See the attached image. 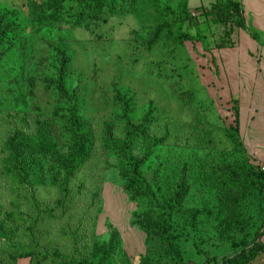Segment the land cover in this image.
I'll return each instance as SVG.
<instances>
[{
  "label": "rangeland",
  "instance_id": "obj_1",
  "mask_svg": "<svg viewBox=\"0 0 264 264\" xmlns=\"http://www.w3.org/2000/svg\"><path fill=\"white\" fill-rule=\"evenodd\" d=\"M30 1L45 0H0V12L21 14L33 41L24 61L0 49V263L32 252L40 264H103V253L93 251L106 244L107 264H141L142 257L146 264H204L250 242L263 224L264 196L254 193L231 208L224 198L230 187L243 190L230 182L232 174L248 167L264 171L255 153L264 132L251 138L250 114L234 131L240 101L229 66L239 52L230 46L233 34L225 35L229 27L200 11L215 0H160L161 11L148 10L151 20L121 13L90 28L63 25L51 43L29 15ZM159 14L168 27L156 35ZM184 34L191 40L181 41ZM57 49L70 59L68 97L54 85L62 76ZM10 70L16 74L11 83L5 80ZM72 99L94 146L68 193L59 192L50 153H33L40 173L33 171L25 185L15 183L5 172L9 142L34 135L46 121L64 154L67 122L59 113L69 110ZM128 121L131 132L150 123L146 136L130 135V152L147 155L142 172L154 189L160 184L157 196L176 191L183 179L188 186L182 210L171 215L172 229L162 233L141 226L145 213L156 218L162 210L128 191L119 155L105 148L109 130L117 139L127 136ZM250 264H264V254Z\"/></svg>",
  "mask_w": 264,
  "mask_h": 264
},
{
  "label": "trees",
  "instance_id": "obj_2",
  "mask_svg": "<svg viewBox=\"0 0 264 264\" xmlns=\"http://www.w3.org/2000/svg\"><path fill=\"white\" fill-rule=\"evenodd\" d=\"M29 15L36 22L37 27L41 28L44 42L51 43V37L56 29L63 25H71L73 27L85 26L90 28L98 22H105L109 17L116 14L132 13L138 20L144 17L149 20L153 19L148 14V10L153 7L161 11L160 0H45L41 2H29ZM187 4H184V9ZM183 9V11H184ZM199 10V9H197ZM201 13L206 17H212L214 23L224 24L228 28L226 36L231 38L235 27L248 30L246 19L244 17L241 2L239 0H215L209 7H200ZM160 16L154 17L158 21V26L155 30L156 35L166 32L168 24L167 20ZM151 20V19H150ZM26 21L21 14L16 10H4L0 12V49L12 51L19 55L21 59L27 60L31 56V47L33 41L26 37ZM172 34L168 30L165 35L167 39ZM251 37L257 39L256 34L251 33ZM181 41L191 40L188 34H184L180 38ZM230 46H234L232 39L229 40ZM61 59V79L56 81L57 94L60 97L67 96L68 91L65 89V75L68 73L70 59L64 52L57 49ZM5 78L7 82H13L11 77H15V72L10 70ZM33 83V82H32ZM32 97L33 91H30ZM73 102V99L71 103ZM59 113V112H58ZM1 114V110H0ZM67 122V148L64 154L57 151V144L51 133L49 122H41L34 135L20 134L9 142L7 145L8 156L6 158L5 172L13 181L25 185L28 177L33 171L40 173L41 168L37 166L33 153L38 152L42 155L50 153L55 170V179L59 182V192L61 195H66L69 191V181L76 177L81 168L85 166L91 159L94 139L89 130L79 121V105L78 101H74L69 106L67 112L59 113ZM150 124V123H149ZM148 124V126H149ZM240 124V114L238 109H235V126L234 131L237 133ZM129 121L126 122L125 129L126 137L117 139L109 130L105 138V148L119 155L121 161V174L125 180L128 191L136 198L147 199L152 206L159 207L162 212L154 218L150 212L145 213L144 220L141 226L148 231L162 233L172 229L171 215L173 212L182 210L184 200L187 195V183L185 179L178 181L176 191L170 192L168 195L157 196V191L161 189L158 184L157 189H154L152 184L144 177L142 167L147 160V155L143 157H134L131 152L130 135L146 136L147 127L136 126L134 131L129 130ZM234 138V134H230ZM237 138L235 137V140ZM238 140V139H237ZM20 147L22 150H19ZM21 151V153H19ZM26 151H30L28 155H24ZM23 156L20 159V156ZM230 182H239L242 185V191H234L233 187L229 188V194L224 198L229 208L239 202L241 198L252 196L256 193L259 197L264 196V171L258 167H248L246 171L231 175ZM56 184V183H55ZM37 185H41L37 183ZM253 188V189H252ZM59 202L62 201L60 198ZM221 202L222 199H220ZM264 213V210H263ZM263 219V218H262ZM261 228L255 233L250 242L243 243L234 255L227 256L222 261H217L215 258L207 259L204 264H250L258 255L264 254V244L260 242ZM110 248L106 244H97L94 247L93 254L99 255L103 253V258L100 261L107 264L105 259L110 254ZM19 258H30L29 264H40L37 262L32 252L20 254L17 257H10V261L0 264H17ZM180 261L183 262L180 256ZM146 257H142L141 264H146Z\"/></svg>",
  "mask_w": 264,
  "mask_h": 264
},
{
  "label": "crops",
  "instance_id": "obj_3",
  "mask_svg": "<svg viewBox=\"0 0 264 264\" xmlns=\"http://www.w3.org/2000/svg\"><path fill=\"white\" fill-rule=\"evenodd\" d=\"M239 1L248 30L234 28V47L239 53L229 67L232 68L230 72H232L234 83L237 85L235 95L240 101V123L242 119L246 122L249 114L254 120L251 123L252 130H250L252 138L260 136L264 132V0ZM236 33L240 35L241 43H239ZM251 33L256 34L257 39L252 38ZM261 140L259 139V141ZM255 146L258 147L255 153L264 169V141L255 144ZM260 233V242L264 244V227ZM29 262L30 258L17 260V264H29Z\"/></svg>",
  "mask_w": 264,
  "mask_h": 264
}]
</instances>
